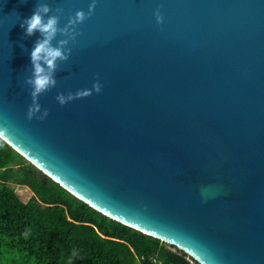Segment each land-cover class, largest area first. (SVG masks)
Masks as SVG:
<instances>
[{
	"label": "water",
	"instance_id": "95a60500",
	"mask_svg": "<svg viewBox=\"0 0 264 264\" xmlns=\"http://www.w3.org/2000/svg\"><path fill=\"white\" fill-rule=\"evenodd\" d=\"M41 3L67 58L33 97ZM0 137L201 264H264V0H0Z\"/></svg>",
	"mask_w": 264,
	"mask_h": 264
},
{
	"label": "trees",
	"instance_id": "16d2710c",
	"mask_svg": "<svg viewBox=\"0 0 264 264\" xmlns=\"http://www.w3.org/2000/svg\"><path fill=\"white\" fill-rule=\"evenodd\" d=\"M0 264L201 263L90 206L0 137Z\"/></svg>",
	"mask_w": 264,
	"mask_h": 264
},
{
	"label": "clouds",
	"instance_id": "9594fccd",
	"mask_svg": "<svg viewBox=\"0 0 264 264\" xmlns=\"http://www.w3.org/2000/svg\"><path fill=\"white\" fill-rule=\"evenodd\" d=\"M49 12V6L46 3H41L37 10L34 11L31 16L26 17L21 22L20 26L24 29L26 35H32L34 32H40L43 35V39L38 41L36 46L30 53V59L33 63V76L29 79V83L32 87V95L36 97L39 93L47 90L50 86L55 84L53 72L56 66V61L66 59L65 50L60 47H54L51 45V40L54 38L58 31V18L56 16L44 15ZM84 14L78 12L76 21H81ZM76 21H72L73 23ZM60 44H65L66 41H60ZM41 61L47 65V69L41 66ZM93 89L96 92L101 90V85L96 82L93 85ZM87 91L79 93L78 95H87ZM70 98V97H69ZM59 103H65V97L58 96ZM37 107H39L37 105ZM46 114V113H45ZM29 117L32 115L30 109L28 113Z\"/></svg>",
	"mask_w": 264,
	"mask_h": 264
},
{
	"label": "rangeland",
	"instance_id": "374dc122",
	"mask_svg": "<svg viewBox=\"0 0 264 264\" xmlns=\"http://www.w3.org/2000/svg\"><path fill=\"white\" fill-rule=\"evenodd\" d=\"M14 187L23 201H27L31 197L32 191L28 187L22 185H14Z\"/></svg>",
	"mask_w": 264,
	"mask_h": 264
}]
</instances>
